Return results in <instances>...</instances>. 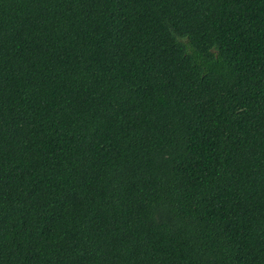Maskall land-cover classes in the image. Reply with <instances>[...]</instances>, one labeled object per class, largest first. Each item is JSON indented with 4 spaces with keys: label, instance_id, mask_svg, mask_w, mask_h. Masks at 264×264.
<instances>
[{
    "label": "trees",
    "instance_id": "16d2710c",
    "mask_svg": "<svg viewBox=\"0 0 264 264\" xmlns=\"http://www.w3.org/2000/svg\"><path fill=\"white\" fill-rule=\"evenodd\" d=\"M0 264H264V0H0Z\"/></svg>",
    "mask_w": 264,
    "mask_h": 264
}]
</instances>
